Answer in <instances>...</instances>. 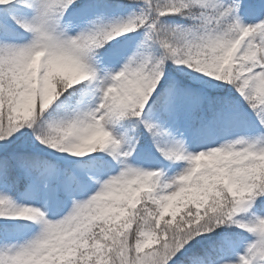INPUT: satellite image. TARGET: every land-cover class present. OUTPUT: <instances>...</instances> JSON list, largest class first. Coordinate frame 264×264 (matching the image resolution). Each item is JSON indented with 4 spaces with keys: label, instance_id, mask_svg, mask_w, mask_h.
I'll return each mask as SVG.
<instances>
[{
    "label": "snow or ice",
    "instance_id": "6c2138e0",
    "mask_svg": "<svg viewBox=\"0 0 264 264\" xmlns=\"http://www.w3.org/2000/svg\"><path fill=\"white\" fill-rule=\"evenodd\" d=\"M0 264H264V0H0Z\"/></svg>",
    "mask_w": 264,
    "mask_h": 264
}]
</instances>
